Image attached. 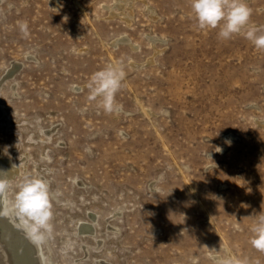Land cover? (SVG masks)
Masks as SVG:
<instances>
[{"label":"rangeland","instance_id":"obj_1","mask_svg":"<svg viewBox=\"0 0 264 264\" xmlns=\"http://www.w3.org/2000/svg\"><path fill=\"white\" fill-rule=\"evenodd\" d=\"M246 3L264 30V0ZM248 30L200 29L190 0H0L3 208L25 178L49 183L38 264H264L249 242L264 212V50ZM109 66L124 72L112 113L89 87Z\"/></svg>","mask_w":264,"mask_h":264},{"label":"clouds","instance_id":"obj_2","mask_svg":"<svg viewBox=\"0 0 264 264\" xmlns=\"http://www.w3.org/2000/svg\"><path fill=\"white\" fill-rule=\"evenodd\" d=\"M191 11L200 29H215L220 26L218 37L222 40L239 35L246 27L244 34L257 50H264V30L249 26L252 10L246 0H190ZM21 31L27 35V25H20ZM124 72L116 66H109L96 72L89 85L91 98H100L99 106L106 112L117 110L116 93L121 88ZM230 144V141L226 140ZM221 151L220 148H218ZM218 151V152H219ZM211 158L209 152L206 153ZM163 177H161V180ZM7 184L0 181V197L6 191ZM10 207H0V215L12 214L26 237L36 245L42 244L52 233L53 217L52 197L49 183L43 178H25L18 186ZM251 246L264 252V212L258 216L251 228ZM217 264H231L230 261L214 257Z\"/></svg>","mask_w":264,"mask_h":264},{"label":"bare ground","instance_id":"obj_3","mask_svg":"<svg viewBox=\"0 0 264 264\" xmlns=\"http://www.w3.org/2000/svg\"><path fill=\"white\" fill-rule=\"evenodd\" d=\"M122 12L124 13V11ZM154 42H156V40ZM11 169V162L7 158L0 157V181L4 183L8 181L9 177L14 172L13 169L10 171ZM4 204L5 198L2 195V197H0V207H4ZM19 231L22 232V235H20L21 237L17 234ZM21 241L23 246L20 244ZM31 256L35 259L34 263L38 264V258L35 257L36 249L32 242L26 237L24 231L19 227L16 218L11 215H0V264H30Z\"/></svg>","mask_w":264,"mask_h":264}]
</instances>
